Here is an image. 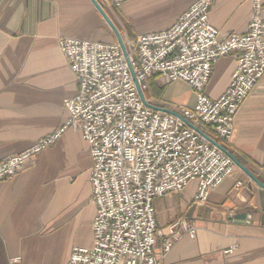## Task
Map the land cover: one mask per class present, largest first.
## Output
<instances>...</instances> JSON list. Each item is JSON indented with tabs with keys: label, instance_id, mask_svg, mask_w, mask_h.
<instances>
[{
	"label": "crops",
	"instance_id": "crops-1",
	"mask_svg": "<svg viewBox=\"0 0 264 264\" xmlns=\"http://www.w3.org/2000/svg\"><path fill=\"white\" fill-rule=\"evenodd\" d=\"M96 1L126 40L169 30L197 0ZM252 11V0H214L209 20L225 39L248 31ZM60 39L118 43L91 0H0V161L30 149L68 119L64 101L79 87ZM235 69L234 56L219 60L209 98L226 91ZM147 85L145 97L155 107L179 113L196 104L183 81L152 76ZM227 150L264 183V76L236 115ZM92 167L88 143L68 129L0 182V264H67L75 247L92 245ZM196 192L192 181L154 201L159 227L186 219L196 229L194 239L183 235L164 257L158 245L157 264H264V189L237 168L205 204L195 202Z\"/></svg>",
	"mask_w": 264,
	"mask_h": 264
},
{
	"label": "built area",
	"instance_id": "built-area-1",
	"mask_svg": "<svg viewBox=\"0 0 264 264\" xmlns=\"http://www.w3.org/2000/svg\"><path fill=\"white\" fill-rule=\"evenodd\" d=\"M213 2L197 0L169 30L122 38L125 52L119 43L60 39L79 87L64 101L68 119L30 149L0 161V182L66 130L82 134L93 161V243L75 247L67 264H157L158 245L164 257L183 235L194 239L196 229L186 219L159 227L154 201L196 181L195 202L205 204L237 169L198 130L226 149L230 144L236 115L264 76V0H252L248 31L225 39L209 20ZM227 56L235 57L236 69L226 91L211 99L206 88L215 65ZM152 76L191 86L196 104L178 114L195 129L143 103L138 88L145 96Z\"/></svg>",
	"mask_w": 264,
	"mask_h": 264
},
{
	"label": "water",
	"instance_id": "water-1",
	"mask_svg": "<svg viewBox=\"0 0 264 264\" xmlns=\"http://www.w3.org/2000/svg\"><path fill=\"white\" fill-rule=\"evenodd\" d=\"M91 2L94 4V6L96 7V9L101 13V15L103 16V18L105 19V21L108 23V25L110 26V28L114 31L117 39H118V43L120 44L121 48L123 49V51L125 52V45L123 42V39L119 33V31L117 30V28L115 27V25L112 23V21L109 19V17L107 16V14L105 13V11L103 10V8L100 6V4L96 1V0H91ZM140 97L143 101V103L152 109H155L157 111H162L171 115H174L180 119H182L186 124H188L189 126H191L192 128L195 129V127H193L190 123H188L181 115H179L178 113L172 111V110H168V109H164V108H159V107H155L153 105H151L150 103L147 102L143 92L141 91L140 88H138ZM197 130V129H196ZM198 132L204 137L206 138L212 145L216 146L217 148H219L221 151H223L237 166L238 169H240L246 176H248L255 184H257L259 187L264 189V183H262L249 169H247L231 152H229L226 148H224L223 146H221L219 143H217L216 141H214L212 138H210L208 135H206L205 133H203L202 131Z\"/></svg>",
	"mask_w": 264,
	"mask_h": 264
},
{
	"label": "trees",
	"instance_id": "trees-1",
	"mask_svg": "<svg viewBox=\"0 0 264 264\" xmlns=\"http://www.w3.org/2000/svg\"><path fill=\"white\" fill-rule=\"evenodd\" d=\"M248 169L256 176V177H258L259 175H258V172L255 170V169H253V168H251V167H248Z\"/></svg>",
	"mask_w": 264,
	"mask_h": 264
},
{
	"label": "rangeland",
	"instance_id": "rangeland-1",
	"mask_svg": "<svg viewBox=\"0 0 264 264\" xmlns=\"http://www.w3.org/2000/svg\"><path fill=\"white\" fill-rule=\"evenodd\" d=\"M133 38H135V37H133ZM133 38H132V39H133Z\"/></svg>",
	"mask_w": 264,
	"mask_h": 264
}]
</instances>
